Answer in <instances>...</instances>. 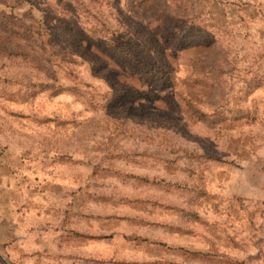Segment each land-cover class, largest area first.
Returning a JSON list of instances; mask_svg holds the SVG:
<instances>
[{"label":"rangeland","instance_id":"rangeland-1","mask_svg":"<svg viewBox=\"0 0 264 264\" xmlns=\"http://www.w3.org/2000/svg\"><path fill=\"white\" fill-rule=\"evenodd\" d=\"M0 256L264 264V0H0Z\"/></svg>","mask_w":264,"mask_h":264},{"label":"water","instance_id":"water-1","mask_svg":"<svg viewBox=\"0 0 264 264\" xmlns=\"http://www.w3.org/2000/svg\"><path fill=\"white\" fill-rule=\"evenodd\" d=\"M0 260L3 261L4 264H9V263L6 262L1 256H0Z\"/></svg>","mask_w":264,"mask_h":264}]
</instances>
